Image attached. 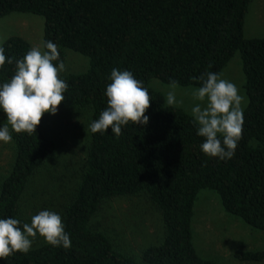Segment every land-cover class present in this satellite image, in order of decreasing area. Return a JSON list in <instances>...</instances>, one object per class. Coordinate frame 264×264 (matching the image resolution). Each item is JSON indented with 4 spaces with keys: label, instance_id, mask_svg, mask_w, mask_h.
Returning a JSON list of instances; mask_svg holds the SVG:
<instances>
[{
    "label": "trees",
    "instance_id": "obj_1",
    "mask_svg": "<svg viewBox=\"0 0 264 264\" xmlns=\"http://www.w3.org/2000/svg\"><path fill=\"white\" fill-rule=\"evenodd\" d=\"M251 0H0V18L11 13L42 17V41L58 46L59 60L71 49L86 56L83 73L63 77L68 88L61 103L91 108L89 125L107 107L105 89L113 68L130 71L151 96L146 125L129 122L117 137L92 133L84 170L62 222L71 247L45 242L15 252L0 264H215L200 257L192 242L191 221L198 192L215 191L224 210L264 231V36L245 38L244 17ZM13 60L0 67V84L15 72V60L31 48L21 36L2 45ZM240 53L247 103L242 138L232 158L205 155L192 115L169 106L149 83L176 81L199 87L202 73H220ZM59 60L55 63H59ZM12 135L13 161L0 186V218H16L17 203L31 176L55 150L44 133V115L29 135ZM145 194L158 209L163 238L140 255L119 252L91 218L109 197ZM260 261L263 251L236 253Z\"/></svg>",
    "mask_w": 264,
    "mask_h": 264
},
{
    "label": "rangeland",
    "instance_id": "obj_2",
    "mask_svg": "<svg viewBox=\"0 0 264 264\" xmlns=\"http://www.w3.org/2000/svg\"><path fill=\"white\" fill-rule=\"evenodd\" d=\"M21 18L19 23H9L4 18ZM22 25V26H21ZM22 29L30 47L41 46L43 33L42 17L29 13H11L0 18V41L2 34L11 28ZM6 34V33H5ZM243 35L245 38L264 36V0H251L244 17ZM22 37V36H21ZM240 53L237 51L222 69V78L233 82L239 93L245 98L244 73ZM65 71L60 77L68 74L83 73L87 70L89 60L86 56L67 49L65 53ZM153 90L162 93L167 104V92L171 84L153 78L149 83ZM197 87L179 86L175 89L177 103L191 115V107L199 101L193 100L191 92ZM245 104L242 107H245ZM168 105V104H167ZM91 108L73 107L60 103L55 114H44V133L55 142V150L50 158L31 176L24 194L17 203V213L25 223L41 210H50L62 218L65 205L71 200L77 183L84 170L86 153L89 146V121ZM7 124V117L0 108V127ZM12 141H0V167L4 177L10 170L13 161ZM0 176V181H1ZM93 230L107 235L116 250L134 256L140 260V247L158 243L162 237V222L158 209L145 194L104 199L96 214L90 220ZM192 242L197 254L213 261L215 264H264L260 261L241 260L236 253L264 250V231L254 229L240 218L226 212L219 195L209 189L198 192L193 207L191 221ZM37 234L30 249L45 243Z\"/></svg>",
    "mask_w": 264,
    "mask_h": 264
},
{
    "label": "clouds",
    "instance_id": "obj_3",
    "mask_svg": "<svg viewBox=\"0 0 264 264\" xmlns=\"http://www.w3.org/2000/svg\"><path fill=\"white\" fill-rule=\"evenodd\" d=\"M2 45V41H0ZM58 46L52 41H42L41 46L31 47L21 59L15 60V72L11 78L0 84V108L7 117V124L0 127V141L9 143L12 135L36 132L42 116L47 112L55 114L58 105L65 99L68 84L60 78L65 64L59 60ZM59 60V63H55ZM13 60L5 55L0 46V67ZM110 83L105 89L107 107L99 118L89 125L92 133L111 132L117 137L122 134V126L129 122L146 125V110L150 106L151 96L141 81L128 70L113 68ZM201 85L192 90L191 96L196 103L191 107L193 124L197 135L203 137L201 151L209 157L222 160L235 154L238 141L242 138L243 107L245 98L238 87L222 78V74L205 72L196 77ZM177 82H171L167 92V104L177 102L175 89ZM37 234L52 246L71 247L69 235L59 214L50 210H41L31 217L30 223L16 218H0V259L6 260L15 252L27 253Z\"/></svg>",
    "mask_w": 264,
    "mask_h": 264
},
{
    "label": "crops",
    "instance_id": "obj_4",
    "mask_svg": "<svg viewBox=\"0 0 264 264\" xmlns=\"http://www.w3.org/2000/svg\"><path fill=\"white\" fill-rule=\"evenodd\" d=\"M5 17V16H4ZM3 18V17H2ZM4 19H6V23H8V25L7 26H5V27H9L10 25H9V23H15V22H17V23H19L18 21H20L21 22V18H8V17H6V18H4ZM22 26V25H21ZM13 27V26H12ZM7 31L5 32H3V30H2V34H4L5 36H6V38L7 37H9V36H13V35H17V36H22L23 38H25L26 39V37H25V35L22 33V29H19V28H14L13 27V29H11V28H8V29H6ZM6 33V34H5ZM66 52V54H67V50L65 51ZM9 172V171H8ZM8 172H7V174H8ZM0 176L2 177L1 178V181H0V186H1V184H2V181H3V179H4V170H3V168L2 167H0ZM162 238H163V231H162V237H161V240H162ZM161 240L158 242V243H151V244H147V245H144V246H142V247H140V255H141V252H142V250L145 248V247H147L148 245H157V244H159L160 242H161Z\"/></svg>",
    "mask_w": 264,
    "mask_h": 264
}]
</instances>
